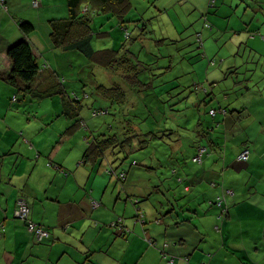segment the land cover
<instances>
[{
    "label": "crops",
    "instance_id": "obj_1",
    "mask_svg": "<svg viewBox=\"0 0 264 264\" xmlns=\"http://www.w3.org/2000/svg\"><path fill=\"white\" fill-rule=\"evenodd\" d=\"M34 1L7 0L8 10L0 6V51L22 36L20 21L32 22L35 29L29 37L40 54V71L32 88L26 91L35 94L46 88L54 94L60 93L61 100H64L63 109L70 113L72 119L63 112L58 113L56 106L41 111L37 105L25 106V101L21 104L14 102V97L18 98L17 87L3 76L11 66L0 59V225H4L0 264H170L171 259V264H264V184L261 185L264 177L257 184L247 185V198L239 196L233 199L238 195L237 190L232 197L228 196L229 213L225 211L223 218H220L221 209L214 203L224 190L218 183L221 166H225L223 172L243 150H250L248 158L241 160L246 161L245 164L229 167L247 170L250 180L258 173L264 175L262 136L253 138L252 146L247 141L240 146L236 136H230L235 127L228 125L227 117L224 118L225 133L220 136L215 125L201 122L195 113L190 116L193 122L184 115L189 121L185 128L193 129L186 135L193 142H190L193 146L190 159L197 153L199 145L207 147L201 163L192 160L196 167L188 168L187 164L191 162L176 161L179 155L174 148L167 152L168 157H159L152 165L146 163L147 158L153 156L147 155L146 149L132 155L126 151L127 147L109 148L98 160H88L85 154L92 139L112 134V126L105 122L110 131L101 132L104 125L88 124L83 117L81 102L65 101V93L68 92L57 89L56 84L60 64L48 55V51L55 52L63 58L66 51H72L62 46L54 47L49 34L53 21L72 18L75 13L70 11L69 0H38L37 6ZM142 1L148 4H144L145 8L165 9L158 16L162 21L164 18L168 20L173 34H178L181 28L178 22L184 19L192 28L189 35L202 36V28L208 27L206 16L210 7L207 0H153V5L148 0ZM212 3L219 5L220 12L229 7L231 12L223 15L235 16L234 21L238 25L233 24L230 28V23L222 27L232 31L229 41L224 40L222 45L225 51L223 60L220 66L216 65L217 71L215 67L209 70L206 81L195 83L192 90L197 88L198 93L220 94L216 88L227 79L233 82L234 93L237 80L232 79V74L236 73L226 71L238 69L236 72H239L241 66L248 62L246 71L250 73L246 72L241 80L248 85L243 93L249 101L239 110L240 118L233 116V121L246 123L242 117L245 114L248 119L256 116L248 123L250 127L256 119L263 123L264 39L258 35L264 38L261 33L264 32V0H214ZM90 5L83 3L82 13H95V8ZM131 7V0H110L102 8L98 6L100 9L95 15L101 16L108 27L102 31L103 34L110 39L115 38L117 44H124L132 33L131 38L135 37L133 46L138 48L142 40H151L149 34L156 30L149 25L145 13L130 16ZM171 8L172 13L169 11ZM97 20L92 22V26L97 24ZM113 33L117 35L113 36ZM44 36H47L46 42ZM173 36L172 40L179 37ZM187 42L193 45L191 39ZM44 49L48 58L42 57ZM68 60L72 61L70 57ZM85 94L89 96L88 92ZM188 96L193 94L190 92ZM201 101L193 103L197 105ZM91 103L93 109L88 107L89 116L107 107L108 103L110 109L114 104L111 99L99 108ZM136 103L135 99L123 106L124 114L128 113L134 119L121 126L122 135H117L121 140L131 133H160L162 130L159 120L152 127L143 126L141 120L144 116L133 114ZM214 110L217 114L218 111ZM220 111L224 114L229 112L225 105H221ZM157 112L154 108L153 114ZM108 113L105 111L104 114ZM155 138L158 142L166 139ZM247 139H250L249 135ZM230 150L232 153L228 155ZM131 156L141 162V167L147 168L148 174L139 175V170V177L131 180L130 173L135 169L131 165L135 159L129 160ZM175 162H178L179 171L173 168ZM171 168L174 174L170 173ZM121 171L127 173L126 178L117 176ZM235 178L230 181L233 185L239 182V176ZM214 181L218 184L213 185ZM20 198L29 202L31 217L51 230V237L45 242H37L26 222L16 215ZM171 208L172 213L167 212ZM127 209H130L129 213ZM139 210L143 216H136ZM115 221H120V224L113 225Z\"/></svg>",
    "mask_w": 264,
    "mask_h": 264
},
{
    "label": "rangeland",
    "instance_id": "obj_2",
    "mask_svg": "<svg viewBox=\"0 0 264 264\" xmlns=\"http://www.w3.org/2000/svg\"><path fill=\"white\" fill-rule=\"evenodd\" d=\"M148 1L153 5V0ZM131 2L132 7L129 11V15L138 14L139 16H142V14L145 13L149 25L156 30L150 32L149 36L151 37V40H142L138 48L135 45L134 49L131 47V49H128L127 51L126 49H122L123 43L117 44L114 42L115 38L110 39L108 35L103 34L102 31L108 30V27L105 26L104 20L101 16L95 15L97 12L96 10L95 13L92 14V22H95L98 19L97 24L92 26L94 32L92 43L95 50L100 52L98 59L93 60L83 52L75 49H72L71 52L66 51L67 53L63 55V58H60L55 52L48 51V55L55 60L56 63L60 64L57 69L59 76L58 78L56 77L59 83H55L57 84V89L61 88L63 91L66 90L68 92L65 93V101L67 99H73L74 101L81 102V108H84L82 110V115L88 120V124L96 122L104 125V123L107 122L112 126V134L122 135L120 129L121 126H123V123L126 124L128 120L134 119L128 115V113L124 114L123 106L125 103L129 102L130 104V102L132 103L136 99L137 103L133 114L142 115V117L144 116L142 120L141 118L139 120H141L145 128L152 127L154 122L159 120L162 130L165 128L169 131L173 130L170 135L166 136L165 141L158 142V140L154 138L148 147H146V150L148 151L147 155H153L152 158H147L149 162L146 161V163L149 165H152L153 162H157V158L159 157H168L169 154L167 152H169L171 148H174L175 152L179 155L176 161H182L185 163L191 162L187 164L188 168L197 166L196 164H193L190 159V155L192 154L191 149H193V146H190V142L192 144L193 142L189 137H186L187 133L189 131L192 132L193 129L187 130L185 128L186 123H189V121L193 122L190 119V116L195 113L197 118L199 116L201 122L215 125V131L220 136H223L225 133L226 126L224 118L227 117V120L229 121L228 125L233 128L235 127L234 130L230 132V136H236L235 139L240 146L244 145L246 141L248 142H246L248 145L252 146L254 144L253 138L257 135H261L262 137H260V141L261 138L264 141V122L261 123V119H256L252 127H250L248 123H250L256 116H251L248 119L245 118V114H242V117L246 120V123L244 124L233 121V116L237 119L240 118L241 114L239 113V110H241V107L245 106L244 103L249 101L247 95L243 93V90H245L248 85L243 84L244 81L241 80L246 75V72L247 74L250 73V71H246L248 62H245L241 66L239 72H236L238 69H234V71L232 69L226 71L229 74L233 72L236 73L232 74V79L237 80L234 82V93H232L233 82L227 79L223 80L221 86L216 88L220 94H215V92H210L208 94L202 92L198 93L200 91H198L197 88L194 89L197 90V92L192 90L195 83L206 81L207 72H209V70L215 67L214 69L217 71L216 65L220 66L221 61L223 60L225 51L224 46L222 45L224 40L229 41L232 31L227 29L223 30L222 27L230 23V28L233 24L238 25L237 21H234L235 16L223 15L230 13L231 9L227 7V9L224 8L220 12V8L217 7L219 5L212 3L211 6V0H207L208 6L210 7L208 8L207 6L208 18L206 16V19L208 20L206 22L208 23V27L202 28V36H198V34H193L192 36L189 35L192 28L188 27L186 19H184L183 22H178V27L181 25L180 31L183 32L177 31L178 34H173L172 26L167 24L168 20L164 18V21H162L158 16L160 12L165 11L164 8H158L157 11H155L153 7L145 8V3H143L142 0H131ZM84 3L91 4V1H85ZM217 3H219V1ZM145 5L147 6L148 4L146 3ZM214 5L216 6L214 7ZM169 11L172 13L173 9L171 8ZM261 33L264 35V32ZM50 35L51 31L49 36ZM112 35L116 36L117 34L113 33ZM173 35H179L177 40H172L174 37ZM47 36H44V42H46L45 39H47ZM258 36L264 39L261 35ZM190 39L193 42V45L191 46L189 45V42H187ZM131 45H134V42L131 43ZM42 51L44 53L42 57L48 58L49 56L45 55L46 49ZM129 52L135 54L132 55L129 54ZM68 57H70L72 61H69ZM110 57L111 59L113 58L111 61V64L113 65L111 67H106L101 64L102 60H111ZM125 58H128L129 62ZM138 59L141 61H139V65H136ZM124 60L125 63L123 62ZM121 63H132L136 65L138 73L135 75V78H133L134 73L129 76H127L128 74H123L122 77L121 74L116 72V68L120 67ZM61 78H64V81H60L59 79ZM207 86H210V84L207 83ZM55 87L56 86H54V88ZM114 87H120V91L123 92V95L121 94L124 96L123 104L118 98L113 96V94H120V91ZM195 87H198V84ZM225 87H227V89L223 90ZM15 89L18 98L14 102L21 104L25 101V106L37 105L41 111L56 106L58 107V113L63 112L65 116L69 115L71 117L70 113H66V110L63 109L64 100H61L60 93L54 94L51 90L44 88L35 92V94H28L26 90L19 88ZM85 92H88V97L85 96ZM102 92H108L111 95L104 96ZM190 92L193 96L189 97L188 95ZM111 97H114L113 100L115 101H113L114 104L111 109L108 107L110 102L107 101L109 103L105 108L109 110L108 114L100 112L89 116L88 107H91V110L93 109L91 102L95 104L96 108H99L105 106L103 104H105L106 100ZM239 98L241 99L238 100ZM200 100H202L200 104L196 105L193 103V101L197 102ZM221 105H225V107L228 108L229 112L227 114L220 111ZM249 105L250 108H253V105ZM154 108L158 110L157 114H153ZM211 108L216 109L218 113H210ZM87 112L88 115H86ZM185 112L187 114H185ZM184 115L189 116V121L186 120ZM258 115L259 114H257V116ZM205 121H207V123ZM102 131H110V127L104 125L101 132ZM98 133L99 131L96 132V134ZM247 135L250 136V139H247ZM177 138H179V140H177ZM223 140L224 146H222L221 151L224 152L226 140L225 138ZM260 141L259 144L261 145ZM230 153H232V150L228 152V155ZM240 153L228 163L229 166L233 165L234 167H240L245 164L246 161L241 162L243 158L240 157ZM134 159H136L134 163H131L135 168L132 173H130L131 180L139 177V175L148 174L147 168L145 166L141 167V162L138 161L135 156L129 158L131 161ZM119 162L120 161L118 160L117 164H119ZM178 162L174 163L173 168L178 169L179 171ZM117 164L115 165L117 166ZM229 166H226L227 168L221 172L225 167L222 165L220 168V175L218 176L221 179L218 183L224 189L223 194L227 191L232 197L234 191L237 190L238 195L233 199H237L239 196H241L242 199L247 198L249 195L247 185L259 183L264 175L258 173L255 178L250 180L247 170H233ZM173 168L170 170V173L172 174H174ZM139 170L141 172L138 175L137 173ZM237 176H239V182L238 184L233 185L230 181L236 179L235 177ZM262 184H264V181L261 182V185ZM129 199L132 201L134 200L132 198ZM128 202L130 203L129 200ZM127 210L129 213L130 209Z\"/></svg>",
    "mask_w": 264,
    "mask_h": 264
},
{
    "label": "trees",
    "instance_id": "obj_3",
    "mask_svg": "<svg viewBox=\"0 0 264 264\" xmlns=\"http://www.w3.org/2000/svg\"><path fill=\"white\" fill-rule=\"evenodd\" d=\"M85 1H91L92 8L95 10H99L104 4H108L110 0H69V8L70 11L75 13L74 17L65 19L63 21H53L52 22V31H51V38L54 47H64V49H76L83 52L89 58L93 60L99 58L100 52L95 50L93 46L92 40L94 38V32L92 28V12L82 13V4ZM88 14H91L89 16ZM143 26V25H142ZM20 29L22 31V36L16 39L13 42H10L0 51V59L6 60L11 69L3 74V76L10 81L13 85L17 88L22 90H30L33 86V82L36 80V77L40 71V63H39V52L36 49V46L30 40L29 35L34 31L35 26L32 22L28 20L20 21ZM146 28L144 29V31ZM132 33L129 34L127 37L128 42H125L122 46V49H134V46L131 43L134 42L135 44V37L131 38ZM141 35V34H140ZM136 51V50H135ZM113 52V51H111ZM115 53V52H113ZM129 54L134 55L135 53L129 52ZM111 59V57H110ZM128 62L129 59L125 58ZM111 60H102L101 64L107 66H112ZM141 61L138 59L136 65H139ZM125 63V60L123 61ZM121 63L120 67L116 68V72L121 74H133V78L138 73L137 67L135 64L129 63L124 64ZM62 79V78H61ZM61 79H59L61 81ZM140 82V81H138ZM117 90H121L120 87H114ZM112 89V88H110ZM106 96H110L111 94L108 92H102ZM100 94V93H99ZM123 92L120 91V94H113L116 98L119 99L120 102L123 101L124 96ZM114 97L110 99L113 101ZM106 109V110H105ZM103 110L109 112L107 108ZM131 120H128L130 122ZM169 133L168 129L165 128L161 130L160 133L156 131H148V132H139L135 134H128L124 136L121 140L117 134H108V136H101L96 137L90 144L86 150V158L89 160L96 159L98 157H103L107 151V149L114 150L116 148H126L128 153H136L140 150L146 149L148 145L151 143L152 139L163 138L166 137ZM98 158V159H97ZM248 158V157H247ZM136 160V159H135ZM193 160V157H192ZM194 161V160H193ZM195 162V161H194ZM127 177V173L125 172V178ZM181 180V179H180ZM215 182V181H214ZM218 184V183H216ZM222 195V194H221ZM228 196H231L229 193ZM227 196V198H228ZM218 198L214 201V203L221 209V216L220 218L224 217V212L229 213V205H219ZM173 208V207H172ZM169 209L167 212L172 213L173 209ZM228 208V210H227ZM223 210V211H222ZM141 210L137 211L136 216H139ZM226 216V215H225ZM182 239L185 241L188 239L182 236Z\"/></svg>",
    "mask_w": 264,
    "mask_h": 264
},
{
    "label": "built area",
    "instance_id": "obj_4",
    "mask_svg": "<svg viewBox=\"0 0 264 264\" xmlns=\"http://www.w3.org/2000/svg\"><path fill=\"white\" fill-rule=\"evenodd\" d=\"M213 1L214 0H211V6H212ZM34 5L35 6L38 5V0L34 1ZM0 6L8 10L7 0H0ZM86 10H88V8H86ZM206 26H208V23H206ZM61 81H64V78H62ZM13 100H17V97L15 96ZM100 112L105 113V111L103 109H99L95 113H100ZM211 112L213 114H215L216 111L214 109H212ZM206 151H207L206 146L199 145L197 153L193 156V160L195 162L201 163L203 161V156H204ZM248 155H249V149H245L241 153L240 157L241 158H247ZM116 174H117V172H116ZM117 176L118 177H125V172L121 171L117 174ZM216 183L217 182H213L212 184L217 185ZM227 194H228V192L226 191L224 194L219 195L217 197L218 198L217 201H218L219 205L226 204V196H228ZM94 203L97 204V201L95 200ZM140 213H139V215L143 216ZM16 215L26 222L29 230L31 231V233L33 234V236L37 242H45L46 240H48L51 237V230L48 227H46L45 225L35 221L31 217V207H30L29 202L25 198H20L18 200V207L16 209ZM112 224L113 225L114 224H120V221H115ZM3 228H4V225H0V241H1V238L3 236ZM169 263L170 264L172 263V259L169 260Z\"/></svg>",
    "mask_w": 264,
    "mask_h": 264
},
{
    "label": "flooded vegetation",
    "instance_id": "obj_5",
    "mask_svg": "<svg viewBox=\"0 0 264 264\" xmlns=\"http://www.w3.org/2000/svg\"><path fill=\"white\" fill-rule=\"evenodd\" d=\"M233 193V192H232ZM226 204H228V198H227V196H226Z\"/></svg>",
    "mask_w": 264,
    "mask_h": 264
},
{
    "label": "bare ground",
    "instance_id": "obj_6",
    "mask_svg": "<svg viewBox=\"0 0 264 264\" xmlns=\"http://www.w3.org/2000/svg\"><path fill=\"white\" fill-rule=\"evenodd\" d=\"M243 151H244V150H243ZM243 151H242V152H243ZM242 152H241V153H242ZM241 153H240V155H241ZM248 156H249V155H248ZM243 159H246V158H243Z\"/></svg>",
    "mask_w": 264,
    "mask_h": 264
}]
</instances>
